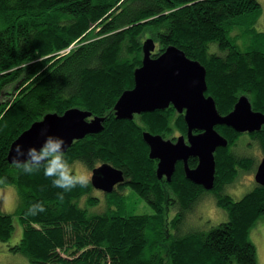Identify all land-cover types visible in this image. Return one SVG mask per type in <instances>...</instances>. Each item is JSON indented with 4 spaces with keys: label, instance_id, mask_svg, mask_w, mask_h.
I'll return each mask as SVG.
<instances>
[{
    "label": "trees",
    "instance_id": "trees-1",
    "mask_svg": "<svg viewBox=\"0 0 264 264\" xmlns=\"http://www.w3.org/2000/svg\"><path fill=\"white\" fill-rule=\"evenodd\" d=\"M263 4L0 0V188H15L23 229L10 243L14 216L0 208V241L25 254L29 264H257L249 233L257 216L264 214V186L256 184L240 199L225 186L258 166L251 157L239 155L249 146L240 140L241 133L218 127L229 143L215 152L216 185L211 191L187 179L182 166L170 182L158 179L143 140V130L165 133L168 127L166 133H186L183 115L171 107L144 112L135 121L116 119L113 108L134 86L143 42L152 37L155 55L175 45L205 66L206 94L222 114L241 95L264 113V30L258 26ZM236 28L239 32L232 34ZM243 37L248 39L245 49L238 43ZM72 107L107 117L102 131L75 140L67 156L90 170L103 162L122 169L125 180L112 192L95 188L88 178L87 185H77L61 198L63 189L51 177L42 171L21 174L7 159L12 142L34 121ZM251 135L264 151V126ZM124 189L152 212L129 211ZM210 191L227 220L203 230L188 216ZM35 201L46 207L32 215L28 206Z\"/></svg>",
    "mask_w": 264,
    "mask_h": 264
},
{
    "label": "water",
    "instance_id": "water-1",
    "mask_svg": "<svg viewBox=\"0 0 264 264\" xmlns=\"http://www.w3.org/2000/svg\"><path fill=\"white\" fill-rule=\"evenodd\" d=\"M155 49L154 38L145 39L142 64L134 71V86L118 98L113 115L116 119L133 120L135 114L169 106L184 113L187 132L178 136L176 141L149 130L143 132V140L149 146V156L158 159L156 173L159 178L165 175L170 182L177 162L182 160L186 177L210 190L215 185V152L229 143L216 127L227 125L238 132L259 131L264 125V113L253 108L247 95H241L234 108L222 114L213 96L206 94L207 71L200 61L190 58L175 45L167 46L158 55H155ZM106 119V116L93 115L79 107L69 108L62 114L46 113L12 142L7 159L12 163L17 143L26 148L39 147L47 134L64 137L68 150L75 140L102 131ZM191 156L198 157L194 168L188 163ZM255 179L264 185V157ZM90 180L95 188L112 192L117 184L124 182L125 176L122 169L103 162L92 168Z\"/></svg>",
    "mask_w": 264,
    "mask_h": 264
},
{
    "label": "rangeland",
    "instance_id": "rangeland-1",
    "mask_svg": "<svg viewBox=\"0 0 264 264\" xmlns=\"http://www.w3.org/2000/svg\"><path fill=\"white\" fill-rule=\"evenodd\" d=\"M263 2V0H262ZM264 5V4H263ZM260 23H258V26L260 29L264 30V13L261 14ZM260 19V20H261ZM239 29H235L232 34L238 33ZM248 39H245V37L240 38L238 40V43L242 49L246 48ZM157 49V44H156ZM245 135V134H244ZM243 135V136H244ZM244 140H249V136L245 135L243 137ZM251 145V148L247 153H250L246 156H249V159H253V164H259L262 158V151L260 150L258 143L253 140ZM245 145V143H243ZM250 144V143H249ZM242 147V146H241ZM243 148V147H242ZM233 151L232 153H234ZM245 154L246 151L244 152ZM238 154V153H237ZM245 154H239L243 159ZM251 157V158H250ZM245 160V159H244ZM256 165V166H257ZM258 167V166H257ZM77 171L87 176V178L91 176V170L85 168L82 165H76ZM255 172L252 171H242L237 179L232 182H228L226 187V191L229 192V194L232 195L235 199H240L243 197L244 194L249 192L255 184L254 174ZM6 188V189H5ZM3 188H0V208L7 212L12 213L14 216V223L16 225V229L12 237L10 238V243L16 242L22 235V226L20 221L17 218V207H18V201L16 200V191L13 186H7ZM9 188V189H8ZM210 189L211 191L214 189ZM126 192H129V200L128 208L131 212H152V208H150L142 199L138 198L137 196H134L128 189H124ZM210 191V192H211ZM206 193L204 198L200 200L193 211L189 214L188 220L192 222H196V220L201 222V225L199 223H194L195 227L197 226L199 229H205L208 230L212 226L217 225L218 223L227 220V215L222 211V209L219 207V202L215 199L216 197L211 193ZM250 240L255 246L256 249V256H257V264H264V214H260L257 216V219L254 223V225L250 229L249 233ZM7 242L0 241V264H29V258L21 253V252H14L12 251L8 245ZM231 264H239L237 262H233Z\"/></svg>",
    "mask_w": 264,
    "mask_h": 264
},
{
    "label": "clouds",
    "instance_id": "clouds-1",
    "mask_svg": "<svg viewBox=\"0 0 264 264\" xmlns=\"http://www.w3.org/2000/svg\"><path fill=\"white\" fill-rule=\"evenodd\" d=\"M156 50V49H155ZM12 164L21 174L43 172V175L52 178V184L63 192H70L77 185H87L86 175L77 171L76 162L67 156V141L64 137L47 134L43 144L39 147L32 145L25 147L22 143L15 145V154ZM43 201H35L28 206V212L36 215L45 210Z\"/></svg>",
    "mask_w": 264,
    "mask_h": 264
},
{
    "label": "flooded vegetation",
    "instance_id": "flooded-vegetation-1",
    "mask_svg": "<svg viewBox=\"0 0 264 264\" xmlns=\"http://www.w3.org/2000/svg\"><path fill=\"white\" fill-rule=\"evenodd\" d=\"M171 107H173V106H169V107H167V108H165V109H161V110H168L169 108H171ZM174 108V107H173ZM175 109V108H174ZM157 110H159V109H157ZM175 111H177V113H178V115L180 116V115H183L184 116V113H182V112H179L178 110H176L175 109ZM142 113H144V112H142ZM142 113H139V114H135V117H134V119L133 120H135V121H139L140 120V117H141V114ZM176 120V119H175ZM174 120V121H175ZM219 126H222V125H218L217 127H216V129L219 131V129H218V127ZM227 126V125H226ZM264 126V125H263ZM263 126H262V128H263ZM261 128V129H262ZM260 129V130H261ZM167 130H168V127H167V129L164 131L165 133H158V134H161L164 138H166V139H171V140H173V141H176V139H177V137L178 136H180V135H185L186 133H182V132H180V131H178V130H176V129H174L170 134L169 133H166L167 132ZM144 131H147V130H143L142 131V137H143V132ZM220 132V131H219ZM238 132V131H237ZM221 133V132H220ZM241 133V136H240V140L241 141H243V143H245V145H249L248 146V148L245 150H243L244 152L246 151V153H247V151H249L250 150V148H251V145L252 146H255V145H253L252 144V141H250V140H253L251 137H252V132H249V131H245V132H240ZM248 135L249 136V140H244L243 139V137L245 136V135ZM244 135V136H243ZM250 143V144H249ZM258 145V144H257ZM260 147V146H259ZM260 150L262 151V149L260 148ZM234 151H237L236 149L234 150ZM245 154V153H244ZM248 154H250V153H247V154H245V155H248ZM244 155V156H245ZM262 158L264 157V151H262ZM262 158H261V160H262ZM151 159H153V158H151ZM153 160H155V163H156V172H157V165H158V159H153ZM261 162V161H260ZM188 163H189V166L191 167V168H194L196 165H197V163H198V157H196V156H191V157H189V159H188ZM217 163V162H216ZM259 165V164H258ZM182 166V168H183V171H184V174H185V170H184V161H182V160H180V161H178L177 162V164H176V169H175V171H177V169L179 168V167H181ZM258 168V167H257ZM256 171H257V169H256ZM175 173V172H174ZM256 173V172H255ZM254 173V174H255ZM91 174H92V169H91ZM156 175H157V173H156ZM174 175V174H173ZM216 175L217 174H215V185H216ZM124 176H125V174H124ZM186 176V175H185ZM158 177V176H157ZM89 178V177H88ZM90 178H91V176H90ZM187 178V177H186ZM158 179H160L161 181H163V180H167V178H166V176L165 175H163L161 178H159L158 177ZM188 179V178H187ZM254 179H255V175H254ZM193 182V181H192ZM195 183V182H194ZM197 184V183H196ZM256 184H259V185H262L261 183H258L257 181H256V179H255V184H254V187H255V185ZM198 185H200V184H198ZM215 185H214V187H215ZM120 186H122L121 185V183H119V184H117L115 187H120ZM264 186V185H263ZM253 187V188H254ZM252 188V189H253ZM251 189V190H252ZM250 190V191H251ZM102 191V190H101ZM249 191V192H250ZM248 193V192H247ZM246 193V194H247ZM246 194H244V195H246ZM243 195V196H244Z\"/></svg>",
    "mask_w": 264,
    "mask_h": 264
},
{
    "label": "crops",
    "instance_id": "crops-1",
    "mask_svg": "<svg viewBox=\"0 0 264 264\" xmlns=\"http://www.w3.org/2000/svg\"><path fill=\"white\" fill-rule=\"evenodd\" d=\"M262 1V0H261ZM263 3H264V0H263ZM261 21H262V19H261Z\"/></svg>",
    "mask_w": 264,
    "mask_h": 264
}]
</instances>
